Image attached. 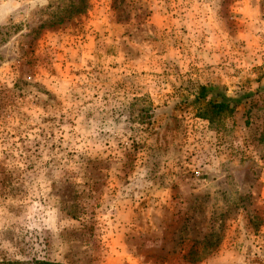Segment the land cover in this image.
Segmentation results:
<instances>
[{"label": "rangeland", "instance_id": "374dc122", "mask_svg": "<svg viewBox=\"0 0 264 264\" xmlns=\"http://www.w3.org/2000/svg\"><path fill=\"white\" fill-rule=\"evenodd\" d=\"M33 259L264 264V0H0V261Z\"/></svg>", "mask_w": 264, "mask_h": 264}, {"label": "trees", "instance_id": "16d2710c", "mask_svg": "<svg viewBox=\"0 0 264 264\" xmlns=\"http://www.w3.org/2000/svg\"><path fill=\"white\" fill-rule=\"evenodd\" d=\"M202 96H204L205 89H201ZM212 97L209 99V103L211 104V113L212 115H220L225 113L230 116L233 114L237 100L227 97L225 94L220 93L218 91L211 94ZM218 98V99H217ZM0 264H59L57 262H53L46 259H33L32 261H23V260H15V261H0Z\"/></svg>", "mask_w": 264, "mask_h": 264}]
</instances>
